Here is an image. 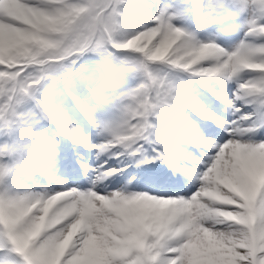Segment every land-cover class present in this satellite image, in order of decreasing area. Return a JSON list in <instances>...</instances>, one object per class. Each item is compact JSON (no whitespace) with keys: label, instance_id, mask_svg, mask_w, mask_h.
Here are the masks:
<instances>
[{"label":"snow or ice","instance_id":"1","mask_svg":"<svg viewBox=\"0 0 264 264\" xmlns=\"http://www.w3.org/2000/svg\"><path fill=\"white\" fill-rule=\"evenodd\" d=\"M234 8L248 13L250 19L245 40L234 50L226 51L217 43L203 42L196 33L178 27L177 22L186 19L187 11L164 4L162 0H0V128L12 132L18 125H33L34 118L25 115L22 108L35 101L40 111L74 143L85 148H98L101 155L123 150L132 156L143 153V142L167 143L165 137L155 135L152 118H163L169 109L199 110L200 115L227 129L229 126L224 121L204 111L198 102L188 103L167 78L153 76L149 66L164 64L183 70L167 64L172 44L181 41L189 46L190 53L195 56L193 63L200 68L225 61L230 67L233 57L245 55L249 65L247 71L256 73L257 78H264V62L253 59L264 55V0H200L201 13L213 24H228ZM134 17H139L143 23L131 32L129 38L133 39V45L143 47L134 37L143 41L155 34L164 36L155 55H152L154 48L138 52L132 46L123 47L127 40L114 38L115 33L129 31V21ZM73 39L75 43L71 48L62 47ZM249 40L252 42H247ZM122 50H130L146 59L151 56L146 63L131 62L130 65L146 74L151 87L141 83L118 96L121 115L118 120L107 123L98 121L88 106L73 96L79 110L106 141L96 145L57 109L38 100L36 94L59 73L70 70L86 53H97L112 65L129 66L117 55ZM191 74L232 79L221 67H217L214 74ZM68 95L73 94L69 92ZM236 100L264 109V80L251 87L243 98L238 88ZM229 103L236 109L235 101ZM250 119L244 116L240 122L233 123L232 138L223 146L214 141H201L218 154L203 173L199 190L209 183L228 185L230 197L215 207L220 212L233 214L232 217H219L218 222L200 226L197 217L186 211V205L146 204L136 194L121 192L100 194L116 201L107 215L86 223L85 230L70 245L48 244L42 225L34 231L26 228L27 214H13L9 209L32 198L49 201L51 208L60 199V193L12 195L3 192L0 193V255L5 256V264H264V141L243 140L258 131L255 127H243ZM117 142L118 146L113 148L112 144ZM41 145L48 149L54 147L43 136L36 135L27 150ZM7 152L6 147L0 148V160L6 158ZM158 158L165 160L168 156L159 154ZM31 168L24 162L14 168L0 164V182L11 172ZM95 176L94 188L110 177L104 169H98ZM151 182L157 188L165 189L182 186L184 178L160 172L151 177ZM92 192L97 193L75 189L61 193H69L68 199L86 200ZM191 198L177 200L190 201ZM181 216L185 217L183 223ZM9 253L20 259L8 261Z\"/></svg>","mask_w":264,"mask_h":264},{"label":"rangeland","instance_id":"2","mask_svg":"<svg viewBox=\"0 0 264 264\" xmlns=\"http://www.w3.org/2000/svg\"><path fill=\"white\" fill-rule=\"evenodd\" d=\"M162 2L186 10V19L178 21L177 26L184 28L186 31L196 33L197 37L203 42H215L226 51H232L245 40L247 22L250 19V15L246 12H241L239 8L233 9L234 15L228 24L221 25L210 23L204 18L200 11V0H162ZM141 23L143 22L139 17H134L129 21V31H136ZM247 42L252 41L249 40ZM117 55L122 62H128L129 66L120 67L119 65H112L97 53H86L80 57L75 65L71 66L70 70L59 73L55 80L45 83L36 94L38 100L57 109L65 119L79 129L83 135H86L93 144L98 142L105 143L106 141L100 135L99 130L79 110L73 96L86 104L98 121L113 122L118 120L121 115L117 97L139 87L144 81V74L134 70L130 66L131 62L138 57L137 54L132 53L130 50H122ZM154 67L159 69L161 76L167 78L180 90L188 103L198 102L204 111L207 109V112L217 116L220 120L223 118L225 121H230L231 117L232 123V117L236 109H239V112L244 116H253L249 110L244 109L240 104L236 103V93L241 82L240 78L233 77L229 80L224 76L196 77L191 72L179 70L170 65L156 64ZM256 77L257 74L251 72L243 75V79L245 80ZM193 86L196 88L195 91H192ZM89 89L99 90V92L93 94ZM69 92L73 95L69 96ZM190 97H192L191 100H189ZM231 101H235L236 109L230 105L229 102ZM220 108L228 109V118L221 111H218ZM22 110L25 115L33 117L35 123L33 125H18L12 132H7L0 128V148L6 147L8 149L6 158L1 160V164L8 168H14L17 164L24 162L31 165L32 168L30 170L11 172L0 182V193L8 192L12 195L35 193L34 189L26 185L27 182L33 183L35 181L33 180L35 179L33 174L34 168L41 167L44 164V171L47 167L48 170L52 169L56 171L65 166L69 160L73 165L79 167L83 163L80 160L81 157H84L83 152L89 150V148L76 144L69 137L63 135L55 123L40 111L35 101L26 103ZM174 110L176 112L169 109L165 115L172 118L174 133L169 134L166 130L155 131V135L157 137H165L167 143H148H150L152 148L157 150V155L169 152L172 158L180 161L179 164L177 161H172L174 162L173 164L182 168L183 165L181 164L188 158L186 155L187 144H184L185 142H182V140L189 141L190 144L203 141L205 138H208L207 140H215L219 139L218 136L222 134L223 130L219 129L220 134L218 132L214 135L217 136L215 138L210 133L206 134L201 127L206 130L218 129L216 122L200 115L199 110L193 108ZM154 119H157V117L152 118V123L156 128H159V124L153 122ZM262 122L263 119L259 123ZM231 123L229 130H231V125H233ZM36 135L43 136L51 143L55 141L58 146L48 149L46 145H41L32 151H28L27 148ZM252 140L253 143L263 141L258 138ZM157 144L161 145V147H158ZM153 155H149L150 157L145 156L146 158L143 157L144 159L134 160V162L128 164V168L136 167L140 163L156 160L158 156ZM128 156L131 155L126 153V157ZM101 162L108 164V160L103 159ZM113 170L116 171L113 172ZM105 171L107 173L112 172V175H120L123 168L120 166H109V169ZM130 180L136 181L137 179L133 175L130 177ZM85 189L83 188L82 190L84 191ZM131 194L147 193L143 190H137ZM177 194L179 193L177 192ZM194 194L195 189L191 190L187 196ZM155 195L158 194L156 193ZM17 259H20L18 255L12 253H9L7 257L8 261ZM5 260V256L0 255V264H5Z\"/></svg>","mask_w":264,"mask_h":264},{"label":"clouds","instance_id":"3","mask_svg":"<svg viewBox=\"0 0 264 264\" xmlns=\"http://www.w3.org/2000/svg\"><path fill=\"white\" fill-rule=\"evenodd\" d=\"M144 35V34H141ZM132 36L130 31H123L114 34V38L123 41L127 40V45H123L124 48L132 46L135 51L145 52L147 49L154 48L152 55L159 52L161 43L164 40L162 34L152 35L143 41L139 37H134L138 44H143V47L138 45H133V39L129 37ZM55 38V37H54ZM75 43V40L66 41L65 45L62 47L71 48ZM147 59H151L148 56ZM147 59L145 57H137L134 64L146 63ZM195 56L189 51V46L182 43L181 41H176L172 44L169 49V57L167 58V64L175 65L176 67L183 68L186 72H201L205 75L214 74L217 67H221L225 70L226 75H230L232 78H240L239 92L241 98L248 95V91L251 87L256 86L264 78H254V79H243V75L248 73L247 63L248 57L241 55L239 57H233V62L231 66L225 61L222 64L214 63L209 68H200L197 64L193 63ZM215 60V58H213ZM254 60L259 62H264V55L253 57ZM156 64L150 65V71L153 76L161 77L159 74V69L154 67ZM144 74V73H143ZM143 83L148 84V79L146 74H144ZM151 87L150 84H148ZM170 99L174 97L170 96ZM52 144L55 146L56 142L53 141ZM118 146L117 143H113L112 147ZM116 170H113V172ZM110 176L112 172L108 173ZM231 190L228 185L221 184L215 185L209 183L203 190L197 191L191 198L190 201L177 200L172 198H156L148 194H136L140 198L142 203L146 204H176L177 206H185L186 211L191 212L197 217L200 226L204 223H211L217 221L219 217L230 218L233 214L220 212L216 209L215 205L222 202H227L230 197ZM69 193H60V199L57 200L51 208L48 207L49 201H41L36 198L23 200L18 204V206L11 207L9 209L10 213L20 212L21 214H27L25 218L24 227L30 228L31 230H36L43 226V231L46 233L45 241L48 244H71L74 238L82 231L85 230L86 223L91 222L93 219L100 220L102 216L108 214V210L116 205V201L112 198L100 195L96 192H92L91 196L86 200L80 199H68ZM52 199V198H50ZM185 217H180V222L183 223ZM239 238V237H237ZM75 264V262H73Z\"/></svg>","mask_w":264,"mask_h":264},{"label":"bare ground","instance_id":"4","mask_svg":"<svg viewBox=\"0 0 264 264\" xmlns=\"http://www.w3.org/2000/svg\"><path fill=\"white\" fill-rule=\"evenodd\" d=\"M195 86L192 87V91H195ZM192 97L189 98L191 100ZM227 100V99H226ZM232 100V99H231ZM244 109L250 110L253 116L251 119L243 124L247 127H255L258 131L255 134H249L243 138L244 141H248L253 143L252 139L258 138L260 140L263 139L264 141V129L260 127V120L261 116L257 114V110L259 106L253 104L250 107H246V104L242 103L241 101L236 100ZM230 109V108H229ZM173 112H176L172 109ZM207 111V109H206ZM220 111L227 117L228 109H221ZM234 115L232 117L233 121H225L222 119L228 126L230 123H237L242 120L244 115H241L240 112L237 110L234 111ZM228 118V117H227ZM239 119V120H238ZM227 120V119H226ZM154 123L159 124V128L155 127V131L157 130H166L169 134L174 133V127L172 125V118L164 116L163 118L157 117V119L153 120ZM217 124V123H216ZM218 129L206 130L205 128L201 127L206 134L210 133L211 135H216L219 132V129L223 130L222 134L219 132V139H210L209 141H214L221 146L224 143H227L231 137V130L229 127L226 129L225 127L218 125ZM203 137V136H201ZM215 138L217 136H214ZM168 138V137H167ZM206 140L208 138H205ZM204 139V140H205ZM102 142L95 143L97 145L101 144ZM163 144V143H162ZM161 147V145H158ZM153 153H157V150L150 146V143L143 142V153L137 154L135 156H128L126 157V152L121 150V152L113 153L112 155H101L99 153L98 148H89L83 152L84 157H81L80 160L83 163L77 167L69 162L63 166L62 168L53 171L52 169L47 172L45 176L41 175L40 177L35 176V180L33 183L27 182V187L35 190V193H48V194H57L64 191H71L73 189L81 192L87 191H97L101 194L107 195L108 193H116L121 192L122 194L130 195L132 192L135 193L137 190H143L148 195H152L156 198H172V199H190L193 195H188L191 190L195 189V193L199 191L200 187L203 183V173L207 171L208 167H210L211 163L213 162L214 156L217 155L215 149H210L206 147L201 141H197L196 143H191L186 145V153L188 158L185 160L181 165H183L180 170H178V166H173L171 169L173 176H181L184 178V183L182 186H176L171 188L159 189L155 184L151 182V177L155 174V172L162 170L159 167H155L154 165H138L137 167H129L128 164L133 162L135 157L143 158L145 156H151ZM78 157V156H77ZM108 160V164H103L102 160ZM197 160V161H196ZM0 160V164H1ZM177 164V163H176ZM179 164V162H178ZM109 166L115 167L120 166L123 168L122 173L111 175L108 180H103L99 183L98 187H93V182L96 179L95 173L98 169H109ZM155 170L147 174L148 171ZM142 168V169H141ZM204 168V170H203ZM145 170L141 173L140 170ZM39 174V173H37ZM136 176L137 180L139 179V183L136 181H131V176ZM120 177V179H116L115 177ZM83 188H86L84 191ZM114 188V189H111ZM56 191V192H55ZM55 192V193H52ZM177 192L179 194H177ZM152 193V194H151ZM158 195H155V194ZM166 193V194H161ZM181 193V194H180ZM14 254V253H12Z\"/></svg>","mask_w":264,"mask_h":264}]
</instances>
